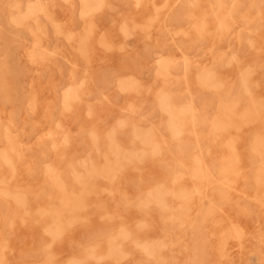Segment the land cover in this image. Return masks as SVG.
Listing matches in <instances>:
<instances>
[{
    "label": "rangeland",
    "instance_id": "obj_1",
    "mask_svg": "<svg viewBox=\"0 0 264 264\" xmlns=\"http://www.w3.org/2000/svg\"><path fill=\"white\" fill-rule=\"evenodd\" d=\"M0 264H264V0H0Z\"/></svg>",
    "mask_w": 264,
    "mask_h": 264
},
{
    "label": "bare ground",
    "instance_id": "obj_2",
    "mask_svg": "<svg viewBox=\"0 0 264 264\" xmlns=\"http://www.w3.org/2000/svg\"><path fill=\"white\" fill-rule=\"evenodd\" d=\"M100 8H101V6H100ZM75 16H76V14H75ZM76 18H77V17H76ZM150 18H152V17H150ZM123 22H124V21H123ZM125 22H126V21H125ZM56 23H57V22H56ZM59 24H60V23H59ZM135 24H136V23H135ZM119 27H120V26H119ZM129 27H130V26H129ZM122 29H123V28H122ZM131 29H132V28H131ZM124 30H125V29H124ZM180 30H181V29H180ZM129 31H130V30H129ZM129 31H128V34L131 33V31H130V32H129ZM175 31H176V30H175ZM67 32H68V31H67ZM126 32H127V30H126ZM146 32H147V31H146ZM148 32H149V31H148ZM104 33H105V32H104ZM104 33H103V36H104ZM132 33H133V31H132ZM242 34H243V33H242ZM131 35H132V34H131ZM126 36L128 37V35H126ZM126 36H125V37H126ZM128 38H130V37H128ZM132 38H133V37H132ZM103 39H105V38H103ZM123 39H124V38H123ZM133 39H134V38H133ZM75 41H76V40H75ZM102 41H103V40H102ZM98 42H99V41H98ZM104 42H106V40H105ZM104 42H103V43H104ZM121 43H122V45H124V44H123V41H121ZM110 44H111V43H110ZM125 45H126V44H125ZM102 46H103V45H102ZM126 46H127V45H126ZM123 47H124V46H123ZM127 47H128V46H127ZM123 49H124V48H123ZM129 50H130V49H129ZM126 51H128V50H126ZM226 53H228V51H227ZM233 54H234V53H233ZM86 56H87V58H88V57H89V54L86 55ZM86 56H85V57H86ZM164 58H165V57H164ZM88 60H89V58H88ZM89 61H90V60H89ZM166 62H168V61H166ZM164 63H165V62H164ZM188 64H189V63H188ZM165 66H166V65H165ZM93 67H94V65H93ZM158 71H159V70H158ZM84 72H86V71H84ZM164 72H165V71H164ZM166 72H168V71H166ZM161 73H162V72H161ZM161 73H160V74H161ZM169 73H170V71H169ZM128 75H129V74H128ZM131 75H132V74H131ZM131 75H130V76H131ZM162 75H163V74H162ZM177 75H178V74H177ZM123 76H125V75H123ZM126 76H127V75H126ZM132 76H133V75H132ZM165 76H166V75H165ZM179 76H180V75H179ZM133 77H134V76H133ZM119 78H121V77H119ZM165 78H168V77H165ZM133 79H134V78H133ZM135 79H136V78H135ZM125 80H126V79H125ZM130 80L132 81V79H130ZM135 81H136V80H135ZM126 82H127V81H126ZM160 85H161V84H160ZM132 87H133V86H132ZM162 87H163V86H162ZM156 88H157V87H156ZM159 88H160V87H159ZM162 90H163V88H162ZM57 91H58V90H57ZM155 92H156V91H155ZM158 92H159V91H158ZM163 92H164V91H163ZM166 92H168V91H166ZM58 93H59V92H58ZM105 96H106V95H105ZM129 103H130V101H129ZM132 103H133V102H131V104H132ZM184 103H185V102H184ZM168 104H169V103H166V106H168V107L171 106V105H168ZM174 106H175V105H174ZM177 107H178V106H177ZM181 108H182V107H181ZM181 108H180V109H181ZM175 109H177V108H175ZM180 109H179V110H180ZM179 110H178V111H179ZM185 110H186V109H185ZM90 112H91V111H90ZM129 116H130V114H129ZM128 118H129V117H128ZM174 120H175V119H174ZM179 133H180V132H179ZM97 136H98V135H97ZM91 137H93V135H92ZM143 148H145V147H143ZM146 149H147V148H146ZM151 152H152V151H151ZM152 153H153V152H152ZM70 164H71V163H70ZM72 166H73V164H72ZM85 167H86V166H85ZM73 169H74V168H73ZM53 170H54V169H53ZM86 171H87V170H86ZM114 176H115V175H114ZM114 176H113V177H114ZM59 177H60V176H59ZM81 180H82V178H81ZM79 181H80V180H79ZM93 181H94V180H93ZM84 185H85V184H84ZM84 185H82V186H84ZM62 186H63V185H62ZM154 186H155V185H154ZM187 190H188V189H187ZM71 191H72V190H71ZM94 194H95V193H94ZM178 196H179V195H178ZM23 197H24V196H23ZM23 197H22V198H23ZM185 198H186V197H185ZM17 199H18V198H17ZM73 199H74V198H73ZM21 201H23V200H21ZM24 202H25V201H24ZM82 205H83V204H82ZM172 207H173V206H172ZM55 210H56V209H55ZM51 216H52V215H51ZM51 223H52V222H51ZM50 230H51V229H50ZM124 231H125V228H124ZM128 233H129V232H128ZM130 233H131V232H130ZM130 237H131V236H130ZM132 237H133V236H132ZM126 238H127V237H126ZM131 239H133V238H131ZM145 240H146V239H145ZM133 241H134V240H133ZM136 241H137V240H136ZM135 243H137V242H135ZM152 244H153V241H152ZM116 245H117V244H116ZM157 246H158V245H157ZM121 247H122V246H121ZM153 247H154V246H153ZM152 249H153V248H152ZM153 250H155V248H154ZM121 252H122V251H121ZM127 253H128V252H127ZM147 253H148V252H147ZM126 255H127V254H126ZM158 256H159V254H158ZM165 259H166V258H165Z\"/></svg>",
    "mask_w": 264,
    "mask_h": 264
}]
</instances>
